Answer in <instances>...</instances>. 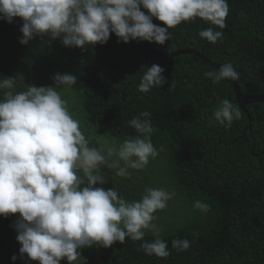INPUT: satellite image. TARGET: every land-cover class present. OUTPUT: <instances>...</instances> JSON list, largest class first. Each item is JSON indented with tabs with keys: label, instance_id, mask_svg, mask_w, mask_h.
I'll return each instance as SVG.
<instances>
[{
	"label": "trees",
	"instance_id": "trees-1",
	"mask_svg": "<svg viewBox=\"0 0 264 264\" xmlns=\"http://www.w3.org/2000/svg\"><path fill=\"white\" fill-rule=\"evenodd\" d=\"M226 2L228 14L224 27L199 17L201 26H181L179 23L169 29L171 47L166 41L165 46L158 49L160 52H169L194 48L215 63H231L239 73L237 80L243 94L263 93L264 0ZM141 10L150 14L143 7ZM153 20L158 21L155 17ZM23 23L21 17H14L12 23L0 20V80L7 77L15 80L13 88H0V100L5 99V92L15 95L27 91L32 85L52 86L66 102L69 114L79 122L89 147L106 154L109 148L118 151L125 140L135 139L138 134L129 125L126 126L128 129L115 131L108 112L103 114L99 107L102 102L120 100L124 107L141 113L152 105L147 101L141 112L136 109L135 104L139 103L141 107L144 101L138 99L137 89L131 88L127 80L135 78L129 77L130 62L139 57L138 70L141 68L146 54L140 52L138 56L141 50L137 49H143L141 43L135 41V44L130 45L134 43L132 40L117 45L118 37L111 33L106 44L69 47L63 45L62 38L53 39L44 34L35 35L25 45L20 43ZM162 27H167L164 22ZM198 28L199 32L212 28L214 32H221L222 36L215 43L209 42L197 34ZM195 59L198 58L194 54L186 53L158 60L157 65L164 69L163 75L167 80L165 86L168 88L164 90H169L166 93L163 90L162 98L169 99L175 90L184 89L185 93L194 94L187 98L191 103H199V92L203 91L206 94L204 100L208 103L216 98L219 103L228 99L236 105L232 81L222 79L213 82L206 73L219 69L201 59L198 60L202 62L197 63ZM174 70L178 75L176 82H172L170 76ZM57 73L76 76V84L55 85L53 77ZM115 80V85L118 82L121 85V81L125 83L114 86ZM106 89L112 90L113 95L107 96ZM106 97L109 99L106 100ZM195 98H198L197 101ZM247 108L252 126L248 127L249 118L240 109L243 122H237L238 131L233 129L229 139L234 151L228 159L236 165L235 174L205 177L202 175L205 167H200L199 178H193L187 186H182L174 170L177 164L162 162L159 154L155 158L150 156L143 168L128 167L125 176L117 175L118 169L105 165L95 170L94 174L105 181L104 184L98 182L95 187L115 189L118 196L128 203L140 201L147 188L163 189L174 195L166 202L164 209L153 213L154 220L150 223L155 225V229H141L145 234L143 240L126 237L125 242L116 241L110 247L98 244L85 246L77 250L79 254L71 264H264V101L247 105ZM170 109L167 105L163 114L159 115L161 117L157 120V126L161 130L152 131L154 138L160 134L164 137L163 133L173 130V126L168 123L174 113ZM172 110H175V105ZM166 124L171 130L169 127L164 130ZM245 128L247 130L244 133ZM117 159L118 156L113 154L109 162ZM131 159L135 160L136 157ZM119 166L126 167L125 162L120 160ZM75 171L78 178L84 181L81 188L86 186L87 177L83 170ZM197 201L207 205V209L194 207ZM19 217V213L0 215V264H40V261L28 258L27 254L21 257V244L16 239L18 232L15 227ZM122 225L123 222L119 226ZM157 238L167 243L169 256L145 253L142 245ZM174 239H187L190 247L179 251L172 246ZM13 255L17 256L15 261L12 260ZM60 264L69 262L64 258Z\"/></svg>",
	"mask_w": 264,
	"mask_h": 264
},
{
	"label": "clouds",
	"instance_id": "clouds-1",
	"mask_svg": "<svg viewBox=\"0 0 264 264\" xmlns=\"http://www.w3.org/2000/svg\"><path fill=\"white\" fill-rule=\"evenodd\" d=\"M227 14L226 0H0V20L12 23L14 17L23 19L20 43L25 45L35 35L47 34L62 38L65 46L83 48L86 44H106L111 33L124 43L137 40L163 45L171 38L169 29L182 21L199 17L224 27ZM153 17L167 27L154 24ZM199 36L215 43L222 33L208 28ZM163 72L157 64L145 66L137 91L147 93L164 85ZM206 75L213 82L239 78L231 63ZM53 79L55 85H75L77 80L68 73H57ZM14 84L13 77L0 80V88L11 89ZM4 96L0 100V215L20 214L15 227L21 257L27 254L40 264H60L67 258L71 264L79 248L93 244L110 247L116 241L125 242L126 237L143 240L141 229H155L150 223L153 213L164 209L174 193L147 188L140 201L128 203L115 189L95 187L105 181L94 174L105 165L125 176L128 167L143 168L150 156L156 157L148 112L129 121L140 135L125 140L118 151L109 148L105 154L88 146L79 122L52 86L32 85L25 92H5ZM240 116L239 107L224 99L211 122L231 126ZM113 154L118 159L109 162ZM120 160L126 167L119 166ZM75 169L83 170L86 186L81 188L84 181ZM194 207L207 209L199 201ZM172 246L184 251L190 242L174 239ZM142 247L147 255H170L167 243L158 238ZM16 259L13 255L12 260Z\"/></svg>",
	"mask_w": 264,
	"mask_h": 264
},
{
	"label": "flooded vegetation",
	"instance_id": "flooded-vegetation-1",
	"mask_svg": "<svg viewBox=\"0 0 264 264\" xmlns=\"http://www.w3.org/2000/svg\"><path fill=\"white\" fill-rule=\"evenodd\" d=\"M153 23L159 24V26L163 25V21L160 20H153ZM188 24H198L200 26L202 25L199 23L198 17H194L190 22L187 20L181 22V26H186ZM198 33L199 28L197 34ZM170 40L171 38L167 42L169 43ZM135 41L137 40H134V43H130V45L135 44ZM137 42H140L143 46V49L141 47L137 49L141 50L138 51V56L140 52L142 54L145 52L146 54L139 70V57L136 58L134 62L129 63V66H131L129 67V77L135 78H130L127 80L129 86L133 89L138 88V84L145 66L150 67L153 64H158V60L162 57L174 58L176 56H179H164L162 55V53L168 54L181 50L176 49L169 52H160L158 47L165 46L164 44L160 45L158 43L149 41ZM122 43L123 41L119 40L118 38L116 44L120 45ZM168 46L171 47L170 43L168 44ZM191 49L194 50V48ZM194 55L196 58L201 59L204 62V60L200 56L196 54ZM198 59H195L197 63L202 62ZM174 63L176 64L177 62ZM178 65L179 63L176 66ZM175 71L176 70H174V73L170 75L172 78V82L178 81V75L175 73ZM106 80L107 78L104 79V81ZM115 82H117V80L114 81V86H121L125 83V81H121V85L119 84V82L117 85H115ZM165 88H168V86H165L164 84L161 87H153L147 93H136L138 95V99H142L144 101V105L140 107L139 103H136L137 105L135 104V108L139 109L140 112L144 109L147 101L148 103L152 104L146 112L150 114L149 119L151 120L153 130H161L157 126V120L159 117H161L159 115L163 114L167 105L171 107L170 112L174 111L168 121V123L173 126V130L171 131V133H163L164 137L162 136V134L156 135V138H154L150 134L151 142L154 145L157 153L160 155L161 161L175 162L177 164L174 170L182 186H187L193 178H199L200 167H205V169L202 170V175H204L205 177H211L212 175L219 176L222 173L226 175L235 174L236 171L234 170V168L236 165L228 159L229 154L234 151L229 139L233 129H236L238 131L237 122H243V118L240 116L238 120L234 119V121H232L231 123V126H228L227 122H225V124L223 125L219 122H211L214 120L215 111L218 110L221 106V102H217L216 98H214V101H212V103H208L206 100H204V95L206 94H203L204 92L200 91V102L191 103L188 102L187 98L192 97L194 94L185 93L184 89H177L169 97V99H163L162 95ZM164 91L166 93L169 90ZM105 93L109 94L107 96L113 95V91L110 89H106ZM123 97L124 95L122 96V98ZM107 99L109 98L106 97V100ZM197 99L198 98H195L194 100L197 101ZM103 103L104 102L100 103L99 108L102 110L103 114L106 113V111L108 112L109 119L112 121L115 131L118 132H121L124 129H128V127L126 126L129 125V121L139 114L137 113L138 110L124 107L123 102H121L120 100L105 102L104 104ZM235 103L239 107L236 99ZM173 105H175V110H172ZM239 109L241 108L239 107ZM241 111L246 117H248L242 109ZM169 124L165 125L164 130L166 127H169L171 130ZM130 128L136 134L140 135L133 127L130 126ZM247 128L243 129L244 133L246 132ZM199 140H201L203 143L199 142ZM159 150L161 151L159 152ZM207 180L209 179L207 178ZM218 180L219 179H217L216 182Z\"/></svg>",
	"mask_w": 264,
	"mask_h": 264
},
{
	"label": "water",
	"instance_id": "water-1",
	"mask_svg": "<svg viewBox=\"0 0 264 264\" xmlns=\"http://www.w3.org/2000/svg\"><path fill=\"white\" fill-rule=\"evenodd\" d=\"M186 53L196 54V55L200 56L204 60L205 63H207L208 65H210L216 69H219V67L221 66V64H218V63L211 61L209 58H207L203 54H201V53H199L193 49H181V50H178L174 53H168V54L162 53V55H164V56H176V55L186 54ZM231 81H232L233 89L235 92L236 102L238 103L239 107L244 111V113L249 117L248 127H251L252 119H251V115H250L246 106L253 104V103H258V102L264 101V93L245 95L241 91L238 80L236 79V80H231Z\"/></svg>",
	"mask_w": 264,
	"mask_h": 264
},
{
	"label": "rangeland",
	"instance_id": "rangeland-1",
	"mask_svg": "<svg viewBox=\"0 0 264 264\" xmlns=\"http://www.w3.org/2000/svg\"><path fill=\"white\" fill-rule=\"evenodd\" d=\"M121 228H123V225L121 226Z\"/></svg>",
	"mask_w": 264,
	"mask_h": 264
}]
</instances>
